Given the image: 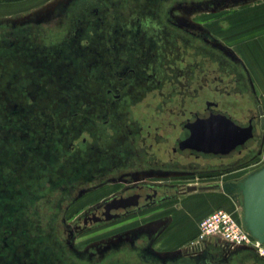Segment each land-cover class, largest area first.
Wrapping results in <instances>:
<instances>
[{
  "label": "flooded vegetation",
  "instance_id": "flooded-vegetation-1",
  "mask_svg": "<svg viewBox=\"0 0 264 264\" xmlns=\"http://www.w3.org/2000/svg\"><path fill=\"white\" fill-rule=\"evenodd\" d=\"M178 1L185 0H62L61 25L23 19L17 21L23 27L0 32V264H264V254L252 245L214 236L195 240L194 232L177 245L158 247L166 237L167 217L142 216L131 227L111 228L196 192L186 190L189 184L232 180L165 185L131 179L138 171L129 170L131 166L188 169L177 157L210 163L251 151L252 138L226 155L181 147L196 119L223 113L246 126L258 115L239 122L217 100L208 99L201 110L184 116L188 102L209 84L207 78L221 91L222 67H206L199 59L206 51L203 38L169 23L168 7ZM137 36L141 45L133 41ZM237 86L227 92L243 93V85ZM59 94L65 98L55 101ZM149 94L156 100V115L167 119L164 126H153V133H144L132 104ZM44 112L57 119L50 132L23 121ZM15 113L20 123L14 127ZM6 115L10 122L5 125L1 118ZM172 127L180 132L163 159L154 145L166 142ZM262 132L255 129L253 138L260 139ZM220 164H208L207 170ZM118 177L128 182L95 202L88 199L86 207H75L77 200L103 187L102 179ZM224 194L240 203L239 194Z\"/></svg>",
  "mask_w": 264,
  "mask_h": 264
},
{
  "label": "rangeland",
  "instance_id": "rangeland-1",
  "mask_svg": "<svg viewBox=\"0 0 264 264\" xmlns=\"http://www.w3.org/2000/svg\"><path fill=\"white\" fill-rule=\"evenodd\" d=\"M61 1L62 0H0V32L16 29L17 27H23L17 22L24 21L23 19H26L27 21H35L36 23V20L39 18L43 22H49L56 26L61 25L62 15L60 13H62L63 8ZM261 6H264V0H185L183 2L178 1L168 7L167 17L169 19V23L180 27L183 31L185 30L190 34L195 33L199 35V37L203 38L206 51L203 55L200 54L199 59H203L205 66L213 70L220 63V66L222 67L219 73V78L221 80L219 82V87L221 88V91L219 93L216 91V81L210 82V79L207 78L205 82H209V84L205 83L206 85L200 91V94L194 98V101L188 102L186 114H184V116L189 115L190 110H201L205 105V101L208 99L217 100L219 102V107L223 111L228 112L239 122L243 123L247 121L250 114L259 115V106H261L264 110V100L261 97H257L250 93V87L248 84L246 85L245 81V69L232 55V48L228 45V25L231 16H233L235 12L245 9L260 8ZM63 35L64 34L61 36ZM212 40L215 41V45H212ZM29 41L35 42L33 39H30ZM133 41L139 42L138 45L142 44L140 42L141 39L138 36L135 37ZM143 46L146 52L150 51L151 46L149 44H145ZM212 51L215 54V59L213 57L214 55H211L210 53ZM63 60L64 58H61L58 61L62 62ZM229 66L232 70L229 72L231 76L228 75ZM215 75L218 76L217 71L215 72ZM230 79H232V81H229ZM228 83L231 85L228 86ZM238 83L243 85L245 88H243L244 92H233L229 94L227 92L228 87L236 89L235 86H237ZM45 85L48 84L45 83ZM63 98H65V96L59 94L54 100L57 101L58 99ZM154 100L155 99H153L149 94L145 99L139 100L138 103L136 100L135 104H132L133 114L144 126V133H146L148 129L151 133H153V126H164L163 122L167 119L165 118V115L162 117H158V115H156L153 108V103L156 101ZM45 102H47V100ZM12 104H14V102L10 105ZM51 110L52 109H50V111ZM36 111H38V108H36L35 112ZM15 114L16 115L12 116L11 120L14 127L20 123V120H18L20 119V114ZM176 115V112H174L171 117L172 121L176 120ZM6 117L7 115L4 119L1 118L2 123H5V125L10 122V120H7L8 117ZM23 121L28 125L33 122L39 123L44 131L46 130L50 132L53 129L51 122H55L57 119L52 117L50 112H44L37 115L35 114L31 118L28 117V119L24 118ZM164 124L167 125V122ZM160 131L165 134L167 133L163 127ZM179 132V128H173L172 132L167 134L168 140L166 142L160 143L158 146L154 145V149L163 159H167L169 157L166 154V149L169 148L172 140L179 135ZM262 133L263 134L260 139L252 138L248 141V146L251 150L250 153L247 154L246 151H243L241 154H235L234 158H232L235 160H230V158H221L219 160L211 159L209 163V159L207 158L195 160L193 157H190L189 159L177 157L180 160V163L184 165L185 163L189 164L187 167L188 169L185 167L183 170L179 166L169 167L170 169L166 168V170L165 168L152 165H145V167L141 165L135 167L131 166L129 170H138L136 173L137 177H131V179L136 180L142 178L146 180H156L159 183L164 182L165 185H178L181 181L187 183L205 182L211 180L212 178L216 180L240 179L264 164V155L262 154L264 132ZM196 161H198V163ZM213 163L215 166L218 165V163H221L220 168L218 167V169L216 168L214 171H208V164L212 165ZM194 164H198V167ZM201 165H204V168L199 167ZM148 172H153L155 175L143 177L144 174ZM193 172L195 175L192 174ZM117 175L118 174H114V177H117ZM102 180L103 183L100 185L103 187L99 190H92L90 193L86 194V197L77 200L75 203L76 208L78 205L86 207L85 204L88 199L90 200H88L89 202H95L100 198H103V196L110 195L114 191L120 189L126 182H128V180L122 177L109 180L104 178ZM93 188L95 189L96 186ZM79 195L80 193L78 194V197ZM216 208H224L228 211H232L238 219H241L242 207L240 203L234 204L226 195L209 190L191 192L183 196L178 195L170 201L159 205L150 211H145L143 213L144 215L130 217L120 224L111 226V228L114 227L115 229H119L122 227H131L134 225V222L139 220V217L142 218V216L156 218L167 217L169 220L172 219V222H174V220L175 222L178 220V222L183 225V228H188L187 234L190 235L193 232L197 233V224L199 220ZM69 212H71L69 209L65 212V218H67V214ZM72 217L73 215H71L70 218ZM81 239L82 238H78V243Z\"/></svg>",
  "mask_w": 264,
  "mask_h": 264
},
{
  "label": "water",
  "instance_id": "water-1",
  "mask_svg": "<svg viewBox=\"0 0 264 264\" xmlns=\"http://www.w3.org/2000/svg\"><path fill=\"white\" fill-rule=\"evenodd\" d=\"M256 122L242 126L226 114H212L196 119L188 127L190 134L180 144L205 154L226 155L237 146L254 137L255 129L264 130L263 109L259 106ZM188 192L221 190L230 195L241 196V221L245 229L264 244V164L237 180L217 181L200 185L189 184Z\"/></svg>",
  "mask_w": 264,
  "mask_h": 264
},
{
  "label": "crops",
  "instance_id": "crops-1",
  "mask_svg": "<svg viewBox=\"0 0 264 264\" xmlns=\"http://www.w3.org/2000/svg\"><path fill=\"white\" fill-rule=\"evenodd\" d=\"M228 45L232 48V55L245 69V81L250 87V93L264 100V6L238 11L231 16ZM215 192L225 195L222 191ZM168 224L166 237L157 242L158 247L177 245L188 236V228H183L178 220L172 222L171 219Z\"/></svg>",
  "mask_w": 264,
  "mask_h": 264
},
{
  "label": "built area",
  "instance_id": "built-area-1",
  "mask_svg": "<svg viewBox=\"0 0 264 264\" xmlns=\"http://www.w3.org/2000/svg\"><path fill=\"white\" fill-rule=\"evenodd\" d=\"M264 115V111H263ZM220 237L233 245H252L264 254V244L258 242L232 211L216 208L204 215L197 224L195 240Z\"/></svg>",
  "mask_w": 264,
  "mask_h": 264
},
{
  "label": "bare ground",
  "instance_id": "bare-ground-1",
  "mask_svg": "<svg viewBox=\"0 0 264 264\" xmlns=\"http://www.w3.org/2000/svg\"><path fill=\"white\" fill-rule=\"evenodd\" d=\"M264 111V110H263ZM240 146V145H239Z\"/></svg>",
  "mask_w": 264,
  "mask_h": 264
}]
</instances>
